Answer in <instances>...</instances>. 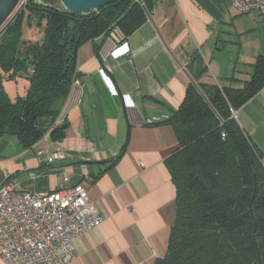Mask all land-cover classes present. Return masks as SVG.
I'll use <instances>...</instances> for the list:
<instances>
[{
	"label": "crops",
	"instance_id": "crops-1",
	"mask_svg": "<svg viewBox=\"0 0 264 264\" xmlns=\"http://www.w3.org/2000/svg\"><path fill=\"white\" fill-rule=\"evenodd\" d=\"M152 3L127 37L99 36L78 48L60 133L31 147L0 137V186L15 183V198L80 183L103 214L75 239L70 264H154L165 254L176 215L168 158L178 147L165 120L192 83L242 86L264 59L257 12H239L228 0ZM234 117L264 153V87ZM58 151L63 159L53 157Z\"/></svg>",
	"mask_w": 264,
	"mask_h": 264
},
{
	"label": "trees",
	"instance_id": "trees-1",
	"mask_svg": "<svg viewBox=\"0 0 264 264\" xmlns=\"http://www.w3.org/2000/svg\"><path fill=\"white\" fill-rule=\"evenodd\" d=\"M152 7V0H115L77 14L26 0L0 29V137L14 135L31 147L60 133L78 48L116 28L127 37ZM42 20L43 38L23 39L25 21ZM19 76L29 87L12 99L4 82ZM263 87L260 58L242 86L192 83L165 120L178 139L168 158L176 215L167 250L154 264H264V153L233 114Z\"/></svg>",
	"mask_w": 264,
	"mask_h": 264
},
{
	"label": "built area",
	"instance_id": "built-area-1",
	"mask_svg": "<svg viewBox=\"0 0 264 264\" xmlns=\"http://www.w3.org/2000/svg\"><path fill=\"white\" fill-rule=\"evenodd\" d=\"M228 1L239 12L255 11L264 20V0ZM110 34L122 38L117 28ZM53 157L65 154L58 151ZM17 188L10 182L0 186L1 259L6 264H70L77 236L104 219L85 187L77 183L54 191H23L15 198Z\"/></svg>",
	"mask_w": 264,
	"mask_h": 264
},
{
	"label": "water",
	"instance_id": "water-1",
	"mask_svg": "<svg viewBox=\"0 0 264 264\" xmlns=\"http://www.w3.org/2000/svg\"><path fill=\"white\" fill-rule=\"evenodd\" d=\"M21 0H0V29L11 17ZM115 0H40V3L51 5L62 11L83 14L109 4ZM67 124H63L65 128Z\"/></svg>",
	"mask_w": 264,
	"mask_h": 264
},
{
	"label": "rangeland",
	"instance_id": "rangeland-1",
	"mask_svg": "<svg viewBox=\"0 0 264 264\" xmlns=\"http://www.w3.org/2000/svg\"><path fill=\"white\" fill-rule=\"evenodd\" d=\"M38 1L40 2V0ZM25 2L26 0H21L19 2L13 12V15L19 8H21V5ZM45 30L46 22L44 20L40 22L34 21L31 24H28L27 21H25L22 36L25 40L37 41L43 38ZM4 84L7 92L12 97V99L16 98L18 95L24 94L26 92V89L29 87V81L26 76H19L18 78L11 80L5 79Z\"/></svg>",
	"mask_w": 264,
	"mask_h": 264
}]
</instances>
